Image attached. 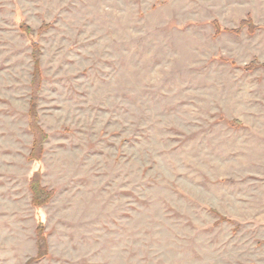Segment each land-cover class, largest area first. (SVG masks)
<instances>
[{
	"label": "rangeland",
	"instance_id": "obj_1",
	"mask_svg": "<svg viewBox=\"0 0 264 264\" xmlns=\"http://www.w3.org/2000/svg\"><path fill=\"white\" fill-rule=\"evenodd\" d=\"M0 264H264V0H0Z\"/></svg>",
	"mask_w": 264,
	"mask_h": 264
},
{
	"label": "trees",
	"instance_id": "obj_2",
	"mask_svg": "<svg viewBox=\"0 0 264 264\" xmlns=\"http://www.w3.org/2000/svg\"><path fill=\"white\" fill-rule=\"evenodd\" d=\"M242 24V23H241ZM243 24H246V21H243ZM21 31L25 33L30 32V28L24 23L19 25ZM31 55L33 59V71L30 81L31 92L30 100L28 107V126L30 131L33 134V141L31 150L29 153V158L32 160L40 159L43 152V142L47 137V133L39 126L38 124V93L41 89V69H40V48L39 44L31 40ZM245 70H250L251 65L245 66ZM29 189L31 191V203L34 206L40 207L41 205L47 203L52 197L54 190L47 188L41 184V170H36L29 179L28 183ZM223 218V217H221ZM37 246H38V255L42 256L46 254L45 250V234L43 230V225L40 222L37 229Z\"/></svg>",
	"mask_w": 264,
	"mask_h": 264
}]
</instances>
